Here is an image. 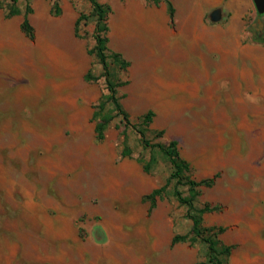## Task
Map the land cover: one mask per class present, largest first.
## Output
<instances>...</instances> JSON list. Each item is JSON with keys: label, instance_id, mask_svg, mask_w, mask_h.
Here are the masks:
<instances>
[{"label": "rangeland", "instance_id": "374dc122", "mask_svg": "<svg viewBox=\"0 0 264 264\" xmlns=\"http://www.w3.org/2000/svg\"><path fill=\"white\" fill-rule=\"evenodd\" d=\"M10 1L0 0V264L207 260L200 241L172 243L189 234L194 212L174 198L175 182L166 184L167 159L139 142L138 119L148 111L143 139L149 145L175 141L190 178L213 181L196 188L193 206L215 208L201 225L222 228L217 238L231 247L226 263L264 264V65L255 55L264 46L254 44L248 60H231L239 49L225 45L221 75L213 67L193 77L192 91H179L172 62L153 57L161 48L158 34L141 30L137 37L127 16L142 0H97L111 8L109 50L129 62L119 75L128 83L117 90L130 120L124 126L115 119L97 142L92 114L105 84L89 54L88 0H16L22 11L26 4L32 10V38L21 30L23 13L6 16ZM253 18L248 26L264 23L256 11ZM142 36L153 41L152 51L137 59L127 43L136 45ZM250 38L242 33L243 43ZM88 72L97 80L85 81ZM138 94L146 96L144 108L130 104ZM124 148L130 153L122 157ZM161 187L151 209L146 197ZM177 188L188 197L187 186Z\"/></svg>", "mask_w": 264, "mask_h": 264}, {"label": "crops", "instance_id": "0c3cea01", "mask_svg": "<svg viewBox=\"0 0 264 264\" xmlns=\"http://www.w3.org/2000/svg\"><path fill=\"white\" fill-rule=\"evenodd\" d=\"M174 9L173 25L169 23L167 6L164 2L148 3L144 0L131 6L127 16L140 31L158 34L156 42L161 46L155 59L172 62V73L179 77L182 86L179 91H192L193 77L206 76L214 67L218 70L225 61V45L236 47L234 56L249 59V49L256 47L252 43H243L242 33L248 35L245 28L254 19L255 8L252 0H170ZM135 8V9H134ZM133 11H136L134 13ZM153 41L146 36L127 43V53L139 59L145 58L152 48ZM244 44V45H242ZM137 46V47H136ZM151 48V50H149ZM244 49V52H241ZM264 53H256V61L264 65ZM231 65V64H230ZM218 75H221L219 70ZM147 98H150L147 96ZM145 94L132 95L130 104L144 108ZM141 108V109H142ZM94 128V126H93Z\"/></svg>", "mask_w": 264, "mask_h": 264}, {"label": "trees", "instance_id": "16d2710c", "mask_svg": "<svg viewBox=\"0 0 264 264\" xmlns=\"http://www.w3.org/2000/svg\"><path fill=\"white\" fill-rule=\"evenodd\" d=\"M148 3L158 4L159 2L166 3L169 23L173 25L174 9L170 0H145ZM11 3L7 5L6 16L13 17L23 13V21L21 23L22 32L29 38L33 37L32 28L29 25L27 16L31 14L32 10L28 4L25 5L22 11L17 5L16 0H11ZM90 5V16L93 21L92 39L93 46L89 50V54L95 59L96 63L101 68V78H104L105 93L98 99L93 108L92 121L94 122V137L97 142H101L105 138V133L115 119H119L124 126H128L130 123L129 116L124 110L121 99L118 94V88L128 83L126 80L120 79V73H127L129 68V62L125 60L119 53L109 50L108 44V17L111 14V8L105 3H100L97 0H88ZM55 12H58L56 9ZM85 18L83 15L81 16ZM80 17V18H81ZM248 33L251 34L250 42L252 44L264 46V23L258 21V19L247 28ZM85 81L97 80V77L92 76L89 72L84 77ZM152 112L148 111L143 116H140L139 125L141 130L138 131L139 142L144 147L157 148V150L167 159L170 165V174L166 180V184L171 181L175 182L172 194L176 201L187 208L188 212L193 211V214L189 213V220L191 222V229L188 235H176L172 243H178L188 241L194 243L200 241L207 247L206 261L197 262L196 264H228L226 259L231 253V247L224 245L217 235L221 233L222 228L215 232V228H203L201 225L202 215L212 212L215 208H210L208 205H204L200 209H196L193 206L195 198L198 196L196 188L200 186L209 187L212 185V180H201L196 182L190 178L191 169L188 163L179 156L177 151V144L175 141H170L168 144H155L149 145L147 141L143 139L144 131L147 130L151 123ZM159 135L161 132L158 133ZM129 150L124 148L120 155L128 156ZM148 169V166H145ZM178 186L188 187V197H183L182 193L178 190ZM164 190L161 187L159 190L153 191L147 200L150 202V208L154 207L156 195H159ZM214 232V233H213ZM190 236V237H189ZM224 259V260H223Z\"/></svg>", "mask_w": 264, "mask_h": 264}, {"label": "water", "instance_id": "95a60500", "mask_svg": "<svg viewBox=\"0 0 264 264\" xmlns=\"http://www.w3.org/2000/svg\"><path fill=\"white\" fill-rule=\"evenodd\" d=\"M252 3L254 5L257 16H264V0H252Z\"/></svg>", "mask_w": 264, "mask_h": 264}]
</instances>
